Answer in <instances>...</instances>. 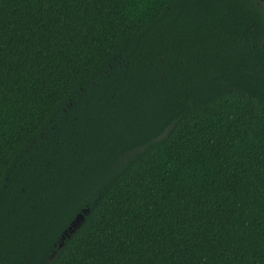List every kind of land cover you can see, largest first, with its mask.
<instances>
[{"label": "trees", "instance_id": "16d2710c", "mask_svg": "<svg viewBox=\"0 0 264 264\" xmlns=\"http://www.w3.org/2000/svg\"><path fill=\"white\" fill-rule=\"evenodd\" d=\"M0 264H264V6L0 0Z\"/></svg>", "mask_w": 264, "mask_h": 264}, {"label": "rangeland", "instance_id": "374dc122", "mask_svg": "<svg viewBox=\"0 0 264 264\" xmlns=\"http://www.w3.org/2000/svg\"><path fill=\"white\" fill-rule=\"evenodd\" d=\"M82 218H83V217L80 215V216L75 220V222L71 225V227L65 232L63 238L70 236V235L74 232V230H75V229L79 226V224L81 223Z\"/></svg>", "mask_w": 264, "mask_h": 264}, {"label": "flooded vegetation", "instance_id": "af4514ba", "mask_svg": "<svg viewBox=\"0 0 264 264\" xmlns=\"http://www.w3.org/2000/svg\"><path fill=\"white\" fill-rule=\"evenodd\" d=\"M258 1H259V4L264 6V0H258Z\"/></svg>", "mask_w": 264, "mask_h": 264}]
</instances>
